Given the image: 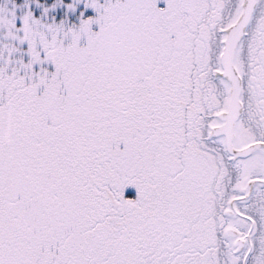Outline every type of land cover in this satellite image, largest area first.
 <instances>
[{"label":"snow or ice","instance_id":"6c2138e0","mask_svg":"<svg viewBox=\"0 0 264 264\" xmlns=\"http://www.w3.org/2000/svg\"><path fill=\"white\" fill-rule=\"evenodd\" d=\"M0 264H264V0H0Z\"/></svg>","mask_w":264,"mask_h":264}]
</instances>
